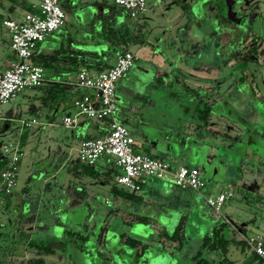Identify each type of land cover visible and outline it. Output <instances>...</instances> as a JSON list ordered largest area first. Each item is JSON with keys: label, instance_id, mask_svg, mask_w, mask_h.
<instances>
[{"label": "rangeland", "instance_id": "374dc122", "mask_svg": "<svg viewBox=\"0 0 264 264\" xmlns=\"http://www.w3.org/2000/svg\"><path fill=\"white\" fill-rule=\"evenodd\" d=\"M100 1L71 0L70 10L62 8L64 24L56 32H68L77 44L92 47L93 36L77 21H89L94 3ZM185 8L191 11L190 17ZM17 11L22 13L20 8ZM134 20L141 27L143 41L129 47L137 57L136 64L116 81L118 108L114 117L127 127L137 151L143 153L149 147L155 154L168 150L169 158L182 156L177 162L198 167L204 189L211 194L230 190L232 195L217 212L211 209V220L202 209L201 194L176 189L156 178L146 180L143 189L135 193L153 204L162 200L153 193L148 196L149 189L166 195L179 193L189 198V207H172L174 199H165L161 207L149 204L144 209L122 201L110 193L109 184L84 175L72 163L79 138L85 137L90 123L98 125L101 121L79 115L74 128H65L60 122L63 111L41 107L37 99L40 92L26 88L14 99L0 104V145L26 133L15 186L11 194L0 199V260L7 259L5 264H33L35 254L31 250H12V262L7 257V247H18L14 236L22 229L32 231L31 238L63 242L62 247L55 248L58 256H42L43 264H191V249L183 247L171 252L167 242L162 253L156 250L160 243L154 236L159 232L155 223L171 231L181 214L185 215L183 230L190 247L197 236L208 233L210 227L205 229L217 215L230 226L244 227L238 236L241 239H264V163L260 164L264 162V62L249 63L245 69L251 74L247 80L252 76L255 87L254 83L237 80L241 72L229 56L239 42L238 35L230 29L239 23L259 37L256 42L264 59V0H145V10ZM54 32L49 34L56 41L58 36H53ZM0 39L2 71L12 52L8 38ZM184 86L192 88L196 95L188 94ZM251 89L257 94L248 91ZM30 92H36V100L26 98ZM199 99L212 106L209 125L204 129L195 113ZM201 107L199 103L198 108ZM4 115L13 119L4 121ZM45 115L50 117L51 125L46 124ZM31 116L36 123L22 127L20 121ZM227 138L242 141L227 146ZM197 139H201L203 156L189 147ZM193 154L197 160L192 159ZM106 167L113 173L119 172L110 163ZM110 209L114 211L108 212ZM60 211H64L63 215L58 214ZM138 214L152 219L149 223H135L132 217ZM85 224L89 237L83 253L62 231L69 227L82 230ZM101 227L105 244L98 248L103 253H98L93 238ZM223 233L230 236L231 231L226 227ZM121 235L138 238L149 246L142 255L135 256V250L123 244ZM248 250L241 254L239 246L230 243L227 257L233 264H242L241 257L248 256ZM153 253L158 255L152 256Z\"/></svg>", "mask_w": 264, "mask_h": 264}, {"label": "built area", "instance_id": "2783aa9c", "mask_svg": "<svg viewBox=\"0 0 264 264\" xmlns=\"http://www.w3.org/2000/svg\"><path fill=\"white\" fill-rule=\"evenodd\" d=\"M123 8L131 18H136L145 10V0H109ZM60 0H38L33 11H24L17 18H5L2 26L7 30L9 48L13 58L0 71V104L9 102L26 88L40 86L45 80L43 68L30 61L37 45L51 32L64 23V11ZM137 60L129 50L119 53L109 67L100 71L79 69L70 79H62L69 88L81 90L71 100L73 112L60 118L63 127L70 128L82 115L89 120H108L103 135L84 138L76 148V159L93 165L100 157L110 158L119 169L113 181L116 186L127 191L137 192L143 178H169L180 189L201 193L205 183L195 166L175 165L165 159L152 157L134 149V139L127 127L116 120L117 109L115 83ZM36 123L34 118L21 120L22 127ZM21 151L17 139L0 145V156L4 157L5 168L0 171V199L12 192L16 183L18 161ZM231 191H218L204 198L205 203L217 212ZM251 251L264 262L263 238L246 239Z\"/></svg>", "mask_w": 264, "mask_h": 264}, {"label": "trees", "instance_id": "16d2710c", "mask_svg": "<svg viewBox=\"0 0 264 264\" xmlns=\"http://www.w3.org/2000/svg\"><path fill=\"white\" fill-rule=\"evenodd\" d=\"M59 4L61 8L70 10V6L62 3ZM96 5L97 2L94 3V6ZM98 6L100 10L95 8V12L92 18L87 23H85V25L81 24L82 27L85 26L87 28H84V30H88L90 32V35L93 36V38H90L92 40H95L93 45H91L92 47L85 46L84 44H77L74 38L68 32H64L63 34L57 33V29L53 33V36H58L55 46L52 47L49 52H41L35 49L33 55L30 57V61L40 65L45 73V80L40 86L29 88L33 91L40 92L37 99L40 101L41 107L47 110H54L60 103H65L67 101L68 88L66 84L62 83L61 81L65 76H73L79 69H85L89 71H100L102 69H105L110 66L113 59L119 53L125 50H129V47L132 45L142 43L143 39L141 35V27L134 20L135 18H131L123 8L113 3H107L105 0H101ZM181 6L184 7V4H182ZM24 9L25 11H33V8H31L29 5H26ZM188 9L189 8H185L184 10L190 17L192 13ZM121 14L122 17H120ZM1 20L2 19L0 16V22ZM257 38L259 37L254 32L242 33L241 36H238V47H236L233 52L229 53V56L232 57V59L235 61L234 63L241 72V75L237 78L240 83H245V81L250 85L254 83L252 76H250L249 80H247V75L251 74L250 72L245 71V69L249 63L260 65V63L262 62L260 57H258L259 51L257 50L256 44ZM183 89L189 90L190 93L188 92V94L196 95L194 94V91H192V88H189L188 86H184ZM248 91H250L252 94H257L256 90L251 89ZM199 103H202L201 108H198ZM211 107L212 106L208 101H203L201 99L197 100L195 113H197V118L201 120V124H199V126L203 127V129L209 125L208 122L212 113ZM45 118L48 119L49 116H46ZM103 122L105 123V125L108 124V120H104ZM227 139L230 141L227 146H230L229 144L242 141H231V139ZM25 140L26 133L21 132L17 137L20 151L21 147L24 145ZM146 154L152 157H156L149 153ZM158 158L163 159L161 157ZM75 162V168L79 169L84 175L89 176L93 179H100L102 182L109 184L110 193H112L117 198H120L122 201L124 200L133 202L138 207L144 204V198H142L141 195H138L133 191H127L115 185L113 178L117 173H113L109 169L102 171L95 165H88L78 161L77 159L75 160ZM263 163V161L260 162V164ZM5 164L6 161L4 157L0 156V171L5 168ZM140 185V189L141 187L143 189L144 186L142 185V182L140 183ZM21 207L22 203H19L18 208ZM114 209H110L108 212H112L114 211ZM64 211H60L58 212V214L63 215ZM184 217L185 215L179 216L176 225L171 231H168L166 227H164L161 228L157 234L153 233L156 237V241L160 243V246L156 249L157 252L162 253L163 249H165L164 244L169 242V244H167V247H169V245L171 246V252L181 250V248L183 247L191 249L192 253L189 255L191 264H233V261H231L227 257L228 245L230 243H232L233 245H238L241 254L244 253L245 249L249 248L246 239H235V227H231L230 225H228V222L224 219H218L210 226L208 233L194 239V241L191 243L193 245V248H191L192 245L191 247L189 246L184 235L182 223ZM132 218L133 222L135 223H149L152 219L145 214L134 215ZM26 223L29 222L27 221ZM82 223L83 220L81 221V224ZM54 225H57L55 221ZM226 227L229 229V231H231L230 236H225L223 233V230H225ZM239 229L241 233L244 232V227H239ZM86 230L87 224H85V229L82 230H72L70 227L66 229L64 228L62 234L64 237L74 242L77 247H79V250L81 252L86 253V250H84V243L89 237L86 234ZM32 234V231H25L23 229L15 232L14 237L17 240L16 246L18 247H14L13 249H9L7 247V257L9 262H12L11 260L13 259L11 251H16L17 249L19 250L20 248H22L27 251L31 250L32 252H34L35 256L32 259L33 264H43L44 258H42V256L56 255L55 248L63 246V242L61 241H49L40 238H31L30 236ZM120 238L122 239L123 244L135 250V256L142 255L149 246L148 243L143 242L138 238L129 236L123 237L122 235L120 236ZM93 240L97 252L103 253L102 249L98 251V248L104 247L105 244V238L104 235H102V227L100 228V232L96 234ZM205 254H207L208 256H204ZM59 255L61 256L62 254ZM104 257L107 258L106 256ZM6 262L7 259L5 261L0 260V264H5ZM242 262V264L263 263V261L252 251L249 252V255ZM174 264L177 263L175 262Z\"/></svg>", "mask_w": 264, "mask_h": 264}, {"label": "crops", "instance_id": "0c3cea01", "mask_svg": "<svg viewBox=\"0 0 264 264\" xmlns=\"http://www.w3.org/2000/svg\"><path fill=\"white\" fill-rule=\"evenodd\" d=\"M60 2H64V3H66L68 6L70 5V3H71V0H60ZM100 2H97V5L96 6H94V10H93V12H95V8L96 9H98V10H100L99 9V6H98V4H99ZM36 2H34V1H29V0H0V16H1V19L3 20V19H5V18H19L21 15H22V13L25 11V9H24V7L26 6V5H29L31 8H34L35 6H36ZM17 8H20L21 10H22V13L20 14V13H18V11H17ZM97 10V11H98ZM92 16L94 15V14H91ZM92 16H91V18H92ZM90 17H89V20L91 19ZM2 20H1V22H0V38H2V36H6L7 38H8V34H7V31H6V29H4V27L2 26ZM88 21H86V22H84L83 24L85 25V23H87ZM77 23H78V25H81L80 24V20H78L77 21ZM64 24V23H63ZM50 35L51 34H48L43 40H42V42H40L38 45H37V47H36V50L37 51H41V52H49L51 49H52V47H54L55 46V44H56V41L53 39V38H51L50 37ZM82 39H84V37L82 36L81 37ZM1 40V39H0ZM75 42H77V41H75ZM79 44H84V43H79ZM13 58V56L12 55H9L8 57H7V59H6V66H7V63L11 60ZM137 61V60H136ZM136 61L134 62V64H136ZM5 63V62H4ZM134 64H133V66H134ZM6 66H4L3 68H5ZM137 69H139V66H135ZM72 76H65L64 77V79H70ZM68 88V99H67V101L64 103H60L59 105H58V107L57 108H55L54 110H58V109H61L62 111H63V114H62V116L64 115V114H69L70 112H73V108H72V106H71V100L75 97V96H78L80 93H81V90H75L74 88H69V87H67ZM115 90H116V83H115V89H114V93H115ZM116 94V93H115ZM185 94H187L186 92H185ZM16 97V96H15ZM34 93L33 92H30L28 95H26V98H29V100H36V99H34ZM115 98H116V106H117V108H118V100H117V97L115 96ZM197 103V102H196ZM54 110H51V111H54ZM66 112H68V113H66ZM47 115H45V117H46ZM5 120H9L10 118H12V116L11 115H4V116H2ZM31 118H33L32 116H31ZM13 119V118H12ZM28 119V118H27ZM46 119V124H49V125H51L52 124V122L50 121L51 119H50V117L47 119V118H45ZM76 123H77V121H76ZM76 126V124L73 126V127H71V128H74ZM90 128V129H89ZM106 129H107V125H105V123L103 122V121H101L98 125H93V124H89L88 125V131H86L85 132V137L84 136H82V137H80L79 138V141L80 140H82V139H84V138H91V136H93V135H96L95 137H98V136H101V135H103L104 134V132L106 131ZM91 133H94L93 135H90ZM200 140L201 139H197L196 141H194L195 142V144H192V145H190L189 147L193 150L194 148V150L193 151H196V152H200L201 153V156H203V147H202V144L200 143ZM78 141V142H79ZM135 142V141H134ZM198 143V144H197ZM69 148H71L70 147V145L68 146ZM134 149L137 151V149H136V147H135V145H134ZM161 149V148H160ZM144 150H146V151H142L143 153H149V154H151V155H153V156H156V157H161V158H163V159H165V160H167V161H169L170 163H171V165L172 166H175V165H183L182 163H181V161L180 162H177V159L179 158H181V157H178V158H169L168 157V150H166V151H163L162 149L159 151V154H155V153H152V151H150V149H149V147H146V148H144ZM139 152V151H138ZM191 157H192V159L193 160H197V158H195V155L193 154V156L191 155ZM182 159V158H181ZM75 160H76V158H75ZM75 160L72 162L73 163V165L75 166V164H76V162H75ZM100 161L99 162V164L97 163V161ZM176 160V161H175ZM194 162H196V161H194ZM108 163H110L111 165H113V163H112V161H110L108 158H106V157H100V158H98L95 162H94V164L93 165H95L98 169H100V170H102V171H105L106 169H107V167H106V165H108ZM114 166V165H113ZM185 166H193V165H185ZM118 173V172H117ZM149 178H151V177H146V178H143L142 179V185L146 182V180H148ZM156 179H158V178H156ZM159 180H161V181H166L167 183H169L170 185H172L173 187H175L176 189H179L180 190V188H177L176 186H174L173 184H172V182H171V180L169 179V178H161V179H159ZM141 186V185H140ZM143 186H145V185H143ZM205 188V187H204ZM150 190V189H149ZM147 191V194H148V196L149 195H152V193H153V195L152 196H158V198H160V200H162L161 201V203H159V202H156L157 204H153L152 202H148V200H145L144 199V204H142L141 206H142V208L144 209V207L145 206H148V204H152V205H155V206H159V207H161V206H163V203L165 202V199H174L173 201H174V206H173V204L171 205L172 207H176V208H180V206H185L186 208L187 207H189V198H187V197H182V196H179V193H169V194H160L159 192H156V191H158L157 189H154V190H152V191ZM174 190V189H173ZM173 190H170V192L171 191H173ZM182 190V189H181ZM177 191V190H176ZM176 191H174V192H176ZM188 191H190V190H188ZM221 191V190H220ZM190 192H192V193H194L193 191H190ZM218 192V191H217ZM216 193V192H215ZM195 194H201V197H202V199H203V207H202V209H203V211H204V213H205V215L208 217V219L209 220H211L210 219V217H211V208H209L208 206H207V204L205 203V200H204V198L206 197V196H209V195H213V194H211L210 192H208L206 189H203L202 190V192L201 193H196L195 192ZM147 196V197H148ZM178 201H182V202H180V203H177ZM184 201V202H183ZM193 204H194V202H193ZM142 208H141V210H142ZM200 214H203V213H200ZM181 215H183V214H181ZM219 216L217 215V217H215V221L214 222H216L218 219H220V217L218 218ZM222 218V217H221ZM158 222V221H157ZM213 221L211 222L210 221V223L207 225V227H206V229L205 230H208V227H210L211 225H212V223H214ZM157 226H156V229H158V230H160L161 228H164L165 227V225L163 226V225H161L159 222L158 223H155ZM231 227H232V225H231ZM235 228V234H236V236L237 237H235V239L236 240H240L242 237H238V236H241L242 235V233H241V231H240V229H239V227H237V226H234ZM157 232V231H156ZM155 233V232H154ZM205 234H206V231H205ZM197 238H198V236H197ZM187 239V238H186ZM196 239V238H195ZM249 250L248 251H251V249H250V247L248 248ZM158 255V253H153V255L152 256H157ZM243 257H241V259H242V261L247 257V255L246 254H244V255H242Z\"/></svg>", "mask_w": 264, "mask_h": 264}, {"label": "flooded vegetation", "instance_id": "af4514ba", "mask_svg": "<svg viewBox=\"0 0 264 264\" xmlns=\"http://www.w3.org/2000/svg\"><path fill=\"white\" fill-rule=\"evenodd\" d=\"M231 30H234V32H235V34L236 35H238V36H241V34L242 33H244V32H247V33H251L252 31H250V30H246L245 28H243L239 23H237V24H235L234 25V28H231L230 29V31ZM257 41V40H256ZM256 44H257V50L259 51V57H260V59H261V63L260 64H262L263 62H264V59H263V52L261 51V49L259 48V44H258V42H256ZM236 48V47H235ZM235 48L233 49V50H231V52H233L234 50H235Z\"/></svg>", "mask_w": 264, "mask_h": 264}]
</instances>
